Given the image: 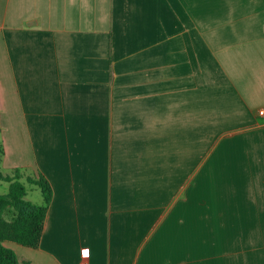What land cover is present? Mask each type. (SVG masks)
Wrapping results in <instances>:
<instances>
[{"label": "crops", "instance_id": "crops-1", "mask_svg": "<svg viewBox=\"0 0 264 264\" xmlns=\"http://www.w3.org/2000/svg\"><path fill=\"white\" fill-rule=\"evenodd\" d=\"M260 110L264 0H0V170L53 189L39 247L6 245L264 264Z\"/></svg>", "mask_w": 264, "mask_h": 264}, {"label": "trees", "instance_id": "trees-1", "mask_svg": "<svg viewBox=\"0 0 264 264\" xmlns=\"http://www.w3.org/2000/svg\"><path fill=\"white\" fill-rule=\"evenodd\" d=\"M3 154V146L0 145V156ZM0 182L9 183V192L0 194V264H29L20 262L16 252L6 243L33 249L39 247L53 199L52 186L42 174L36 178L25 177L19 170L13 175H4L0 170ZM26 184L40 190L44 200L42 205L27 200Z\"/></svg>", "mask_w": 264, "mask_h": 264}, {"label": "rangeland", "instance_id": "rangeland-1", "mask_svg": "<svg viewBox=\"0 0 264 264\" xmlns=\"http://www.w3.org/2000/svg\"><path fill=\"white\" fill-rule=\"evenodd\" d=\"M9 145V144H8ZM27 191H28V200L31 201L34 204L41 205L43 204V201L40 199L41 193L38 188L35 186L26 184ZM9 192V183L6 182H0V194H7ZM7 219H9V216H6ZM14 245V244H13Z\"/></svg>", "mask_w": 264, "mask_h": 264}, {"label": "built area", "instance_id": "built-area-1", "mask_svg": "<svg viewBox=\"0 0 264 264\" xmlns=\"http://www.w3.org/2000/svg\"><path fill=\"white\" fill-rule=\"evenodd\" d=\"M259 115H260V116H264V110H260V111H259ZM85 253H87V254H85ZM88 255H89L88 252H84V253L82 254V256H83L84 259L87 258ZM82 264H85V262H83Z\"/></svg>", "mask_w": 264, "mask_h": 264}, {"label": "snow or ice", "instance_id": "snow-or-ice-1", "mask_svg": "<svg viewBox=\"0 0 264 264\" xmlns=\"http://www.w3.org/2000/svg\"><path fill=\"white\" fill-rule=\"evenodd\" d=\"M85 254H87V253H85Z\"/></svg>", "mask_w": 264, "mask_h": 264}]
</instances>
